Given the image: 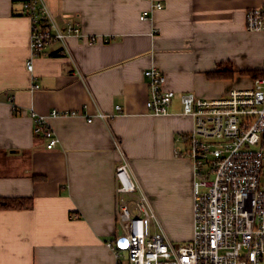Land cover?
I'll list each match as a JSON object with an SVG mask.
<instances>
[{
  "label": "crops",
  "instance_id": "obj_1",
  "mask_svg": "<svg viewBox=\"0 0 264 264\" xmlns=\"http://www.w3.org/2000/svg\"><path fill=\"white\" fill-rule=\"evenodd\" d=\"M43 1L60 26L79 23L83 33L32 56L22 1L0 0V199L32 203L0 208V264H115L118 166L128 162L162 227L161 213L192 201L193 165L175 155L194 126L180 95L216 99L251 86L247 71L264 70V33L248 31L246 14L264 0ZM157 2L163 8L151 10ZM152 66L176 92L167 115L146 107ZM32 112L57 135L52 149Z\"/></svg>",
  "mask_w": 264,
  "mask_h": 264
},
{
  "label": "built area",
  "instance_id": "obj_2",
  "mask_svg": "<svg viewBox=\"0 0 264 264\" xmlns=\"http://www.w3.org/2000/svg\"><path fill=\"white\" fill-rule=\"evenodd\" d=\"M21 1L23 14L31 21L32 56L65 43L70 35H82L79 23L60 26L43 0ZM161 8L157 2L151 10ZM246 26L250 32L264 33V6L248 10ZM27 68L33 72L32 59ZM143 75L150 89L148 112L169 114L176 92L165 89V74L152 66ZM180 102L182 113L194 120L192 130L179 136L175 148V155L190 159L194 169L193 238L184 245L172 242L124 161L116 171L121 234L109 243L116 264H264V76L216 99L188 92L180 95ZM52 114L77 115L75 111ZM31 116L35 133L48 141V149L55 147L59 139L46 118L35 112Z\"/></svg>",
  "mask_w": 264,
  "mask_h": 264
},
{
  "label": "rangeland",
  "instance_id": "obj_3",
  "mask_svg": "<svg viewBox=\"0 0 264 264\" xmlns=\"http://www.w3.org/2000/svg\"><path fill=\"white\" fill-rule=\"evenodd\" d=\"M257 70H259V71H257ZM249 71L254 72V74H252V72L248 73L251 83L254 81V79L262 76V75L256 76V75H258L256 73L262 72L261 69H252ZM178 145L180 146L181 143L178 142ZM181 158H185L186 160L190 161V159H188L186 157H181ZM149 167L151 168V166H149ZM155 172H157V171L155 170ZM151 173H152L151 169H148L147 170V190L148 191H149V188L151 186V181H153ZM155 175H156V173H155ZM192 183H193V185H192ZM191 186L192 187L194 186V179H193V182L191 181ZM193 195H194V191L192 192V201H191L190 197L187 194V196L185 198V202L183 204V208L179 209L176 213L173 214L172 211H166L164 213H161V219L165 225V226L163 225V227H164L167 235L170 237V239L172 240V242L175 245H184V244L188 243L189 241H191L193 238V234H194V212H193V210H194V208H193L194 207V200H193L194 196ZM177 214L181 215L180 216L182 219L181 224L179 223V221L177 222V219H176L178 217ZM174 215H177V216H174ZM174 223H176L175 226H173ZM190 223H191V226H190ZM150 225H151L152 232H155L158 229L154 222L151 223ZM179 229H181V231H179ZM189 230H190V232L192 231L191 232L192 236H189V234H188ZM173 231H177V232H173ZM115 264H116V261H115Z\"/></svg>",
  "mask_w": 264,
  "mask_h": 264
},
{
  "label": "trees",
  "instance_id": "obj_4",
  "mask_svg": "<svg viewBox=\"0 0 264 264\" xmlns=\"http://www.w3.org/2000/svg\"><path fill=\"white\" fill-rule=\"evenodd\" d=\"M259 71V70H257ZM252 71H247V74ZM229 74V73H228ZM254 74V72H252ZM256 76H264V70L260 73H256ZM32 205L31 201L28 202L26 199H19V198H3L0 199V208H16V207H30Z\"/></svg>",
  "mask_w": 264,
  "mask_h": 264
}]
</instances>
